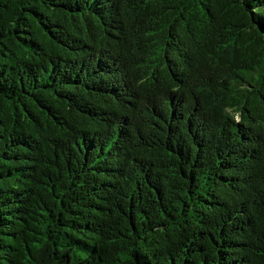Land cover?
I'll return each mask as SVG.
<instances>
[{
	"label": "trees",
	"instance_id": "16d2710c",
	"mask_svg": "<svg viewBox=\"0 0 264 264\" xmlns=\"http://www.w3.org/2000/svg\"><path fill=\"white\" fill-rule=\"evenodd\" d=\"M0 264H264V0H0Z\"/></svg>",
	"mask_w": 264,
	"mask_h": 264
}]
</instances>
